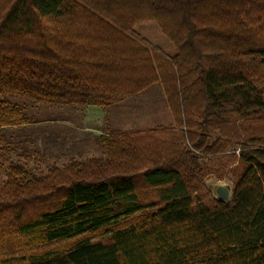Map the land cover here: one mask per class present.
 Listing matches in <instances>:
<instances>
[{
	"label": "trees",
	"instance_id": "16d2710c",
	"mask_svg": "<svg viewBox=\"0 0 264 264\" xmlns=\"http://www.w3.org/2000/svg\"><path fill=\"white\" fill-rule=\"evenodd\" d=\"M143 20L173 56L130 37ZM156 82L174 123L102 134L104 157L30 167L43 134L70 131L69 118L36 125L31 107L107 108ZM220 152L236 163L232 197L208 202ZM0 264H264V0H0Z\"/></svg>",
	"mask_w": 264,
	"mask_h": 264
},
{
	"label": "rangeland",
	"instance_id": "374dc122",
	"mask_svg": "<svg viewBox=\"0 0 264 264\" xmlns=\"http://www.w3.org/2000/svg\"><path fill=\"white\" fill-rule=\"evenodd\" d=\"M130 37L138 40L152 55L155 51H161L168 56H173L176 53L173 41L156 20L140 21L135 25ZM69 107L74 108V106ZM69 107L67 106L66 108ZM53 108L56 110L46 107L37 108V106L30 109L31 113L37 117L38 121L35 122L36 125L48 126L47 124H50L47 122L49 118L59 119L55 122H60L63 118H69L68 125L70 126L69 134L65 140L60 137L54 143L48 140L45 134H43V138L39 139L38 145L40 146L42 156L39 154L36 159L29 161L30 167L38 173H46L50 166L55 164L63 165L71 158L84 160L92 157L106 156L98 136L106 134L111 130H146L174 123L172 112L168 106L164 89L160 82L152 84L137 95H123L107 108L99 105H93V107H87L86 109L76 108L61 111H58V107ZM59 124L61 123L56 125L58 129ZM223 145L226 151L237 147L235 140L229 139L224 140ZM207 164L208 171L205 178L207 191L204 192V196L208 202H212L215 199H219L216 192V188L219 185H225L233 191L234 184L231 169L235 167L236 163L229 160L225 154L220 152L219 155L210 157ZM136 218L123 219L117 224L108 226L90 235H92L94 240L107 237L112 230L127 227ZM77 238L59 239L32 246L29 248V251L56 248L66 249ZM25 252L26 250H16L13 254L21 255Z\"/></svg>",
	"mask_w": 264,
	"mask_h": 264
},
{
	"label": "water",
	"instance_id": "95a60500",
	"mask_svg": "<svg viewBox=\"0 0 264 264\" xmlns=\"http://www.w3.org/2000/svg\"><path fill=\"white\" fill-rule=\"evenodd\" d=\"M216 192L219 196V199L226 202L229 201L232 197V190L225 185H219L216 188Z\"/></svg>",
	"mask_w": 264,
	"mask_h": 264
},
{
	"label": "crops",
	"instance_id": "0c3cea01",
	"mask_svg": "<svg viewBox=\"0 0 264 264\" xmlns=\"http://www.w3.org/2000/svg\"><path fill=\"white\" fill-rule=\"evenodd\" d=\"M90 107H93V105H89V106H88V108H90ZM95 107H98V106H95ZM99 108H100V107H99ZM100 109H101V108H100Z\"/></svg>",
	"mask_w": 264,
	"mask_h": 264
}]
</instances>
